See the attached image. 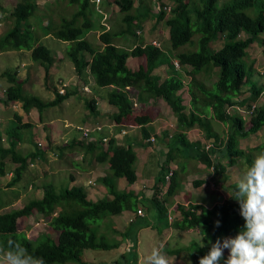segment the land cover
<instances>
[{
  "label": "trees",
  "instance_id": "trees-1",
  "mask_svg": "<svg viewBox=\"0 0 264 264\" xmlns=\"http://www.w3.org/2000/svg\"><path fill=\"white\" fill-rule=\"evenodd\" d=\"M166 1L169 3L166 4ZM166 1L156 0L158 13L156 16L157 19H162L168 11L165 24L169 29L168 40L173 52L171 54L152 43L143 46L136 44L131 49L117 46L113 41L116 34L109 30L99 34L103 46L100 48L94 46L85 37L87 32L95 29L87 11L89 0H69L70 3L78 4V11L70 17H63L57 27L53 28L48 23L44 26V33H50L55 38L70 43L67 56L76 72L80 73L87 67L97 86L112 87L107 93V102L117 108V112L112 116L117 123L131 112L132 101L128 97L126 87L136 89L139 100H142L143 94L150 97L160 96L165 100L177 117V131L170 139L167 160L171 157L175 159L179 154L185 159L191 158L206 165L211 164L210 154L215 150L206 151L200 141L193 142L186 138V131L189 128L199 126L205 131V138L214 137L219 140V135L212 132L207 118L210 107L215 119L229 125L224 146L219 151H222L223 156L231 158L230 164L233 165L240 158L245 160L248 166L253 160L249 152L255 150L264 152V143L243 150L239 146V140L264 127V104L256 106L254 115L249 118V126H246V120L236 111L228 114L226 107L235 104L247 107L251 102L257 101L263 92L262 82L259 85L253 77L256 71L257 74H264L254 66V59L247 53V48L251 43L257 42L264 54V0ZM141 2L140 0V4ZM115 3L123 13L122 20L126 32L134 34L137 18L132 13L133 0H115ZM35 8V3L30 1L20 2L15 6L12 11L14 25L0 37V49L30 50L31 59L44 66L46 77L54 60L52 52L42 43L34 45L30 30L25 26ZM138 11L141 13V9ZM149 14H153L151 7L145 9L142 17L146 18ZM219 40H222V45L213 48L212 45ZM86 55L89 57L86 58ZM129 56H144L145 66H140L137 70L130 69L127 65ZM172 56L176 61L171 62ZM175 62L179 66L189 67L191 107L188 112H185L183 99L178 93L183 83ZM162 64H167L172 72L160 81V77L153 74V70ZM3 74L8 75L10 84L4 89L2 102H21L25 111L33 107L41 111L43 108L58 104L71 94L68 91L60 94L55 89L53 100L42 101L37 96L25 92L23 82L15 78L14 70H5ZM212 76H214L212 84L206 85L201 80V77ZM243 88H248L250 95L245 100L237 101L234 97L241 94ZM85 104L91 114L97 113L93 99H86ZM141 119L138 118L139 122L143 123ZM25 126L27 125L12 127L9 133L18 134L15 128ZM141 129L143 137L148 138L149 132L146 128ZM99 141L88 144V148L98 151L97 158L100 161L109 163L110 173L99 178V182L112 195V199L91 201L87 199L82 186L74 185L56 192L52 185H48L44 188L41 199L29 200L19 209L0 213V249L6 251L8 241L12 240L25 247L35 258L36 264H90L82 258L84 250L117 247V244H109L105 240L106 235L97 234L93 224L106 216L118 215L126 209H135L136 197L133 190H119L116 179L124 177L128 184L136 180L137 156L131 145L118 144L114 137L109 138L106 149ZM109 152H112V155H109ZM8 154L14 162H18L11 182L13 184L21 178L28 157L18 155L13 142H10L6 149L0 146V175L5 174L1 159ZM164 182V176L157 178L149 200V207L156 212L155 223L152 225L144 221L143 226L150 225L158 233L168 231L170 227L195 229L202 239V243L193 241L184 248L165 249L168 253H178L185 249L188 251L191 264H199L200 257L208 253L217 239L222 241L225 237H234L241 230L244 219L240 214L238 201L232 198L216 202L210 208L201 204L187 206L178 204L180 216L169 223L165 202L157 195L159 187L165 186ZM178 184L179 179L174 173L166 187L165 197L174 195ZM34 210L48 218L50 227L57 231L55 240L44 233L38 234L32 240L25 233L17 231V219L29 216ZM138 219L133 224H137ZM161 219H164L162 225ZM217 220L220 221L218 227L215 224ZM128 231L130 230L124 233L125 237L130 235ZM224 255L227 257L225 252ZM134 256L133 253L129 260L133 261Z\"/></svg>",
  "mask_w": 264,
  "mask_h": 264
},
{
  "label": "crops",
  "instance_id": "crops-1",
  "mask_svg": "<svg viewBox=\"0 0 264 264\" xmlns=\"http://www.w3.org/2000/svg\"><path fill=\"white\" fill-rule=\"evenodd\" d=\"M24 1L28 0H0V37L13 27L14 19L12 11L18 3ZM141 1L140 4V0H133L132 13H134L137 18V26L134 25V34H129L126 32V27L122 20L123 13L119 11V7L116 5L115 0H89L87 11L95 29L93 28L86 33V39L92 43V38L94 41L93 45L100 48L103 44L99 40V34L104 30H109L116 34L113 41L117 46L131 49L136 44L143 46L147 43L153 44L154 42L155 46L162 48L168 54L173 53L168 40L169 29L165 24L168 11L165 17L157 19L156 0ZM33 2L36 5L34 12L36 15L41 16V20L43 18L44 21L42 20L40 27H35L28 23L29 27L27 28L30 30L34 45L42 43V41L48 44L53 41L51 39H53L54 36L50 33H44V26L49 23V18L43 16L42 12L45 10L46 6H51L54 12L55 27H57L63 18L61 12L67 8V2H69V0H34ZM165 3L167 4L169 2L166 1ZM10 4H12V6H9ZM148 7L149 9L151 7V13L153 14H149V16L143 18L142 14ZM139 9H141V13H139ZM77 11L78 8L71 15L75 14ZM219 42V44L218 41L215 42L212 45L213 48L220 47L222 45V40H219ZM69 44L68 41L57 39L54 42L56 49H51L49 45H46L51 50L54 58L52 64L49 66L48 75L46 76L48 79L47 81L50 82L49 86H39L41 82L39 83L38 81L35 83L33 90L30 89V92L27 91L26 84L33 78L32 75L35 73L34 71H36V73L38 72L41 80L44 81V66L31 59L30 50L28 49H0V57L3 55L9 57L8 55L17 53L20 54V58H26L25 60H20V67L15 65L14 68L15 78L23 82V88L26 93L28 92L35 95L42 101H51L54 99L55 94L53 86H55V89L60 94L67 91L71 93L68 97L54 106L43 108L41 111L35 107L31 108L29 111H25L21 106V102H2L4 89L10 82L8 80V75L3 74V71L0 72V106L2 105V110L0 109V146L6 149L9 147L10 142H13L15 152L18 155L28 157L27 166L23 170L21 178L13 184H10V182L13 180V175L15 176L14 169L18 166V162H14L10 158V154L2 158L1 161L3 162L5 174L0 175V181H5L0 183H8L7 186L11 188V191H15L16 196L14 198H16L17 201L23 199L24 196H27V202L32 199H41L44 194V188L48 185H52L56 192H60L74 185L82 186L86 192L87 199L91 201H97L102 198L112 199V195H110L105 186L99 182V178L110 173L109 163L108 161H100L97 158L98 151L90 150L88 144L97 143V141L100 140V144L106 149L109 138L114 137L118 144L125 146L131 145L137 156L135 161L136 180L132 184H128L126 181L127 184L121 187L119 184L121 178L124 177H119L116 179V185L119 190H133L136 197L135 209H126L118 215L106 216L99 220V223L93 224L97 230V234L106 235L105 240L109 244H117V247L111 249H89L109 251L110 254L115 253L116 260L107 262L105 258L108 257V255L99 257L93 255L96 261L86 260V262L90 264H139L141 261H144V257L149 254L156 245L163 246L162 250L167 249V241L171 236V232L165 231L158 233L156 230H153L150 225L143 226V222L148 221L152 225L155 223L156 212L153 208L149 207V200L154 192L157 178L163 177L169 168L173 169V174L176 173L179 179L177 191L174 195L167 198L165 197L167 186L161 185L157 194L158 197L165 202L169 223L172 222L171 219L169 220V218L172 217L171 212H174V215H176V212L178 213V204L182 206H187L188 204H201L208 208L211 207V205L207 206L206 204L217 197V195L214 194L217 192H215L214 187H212L213 183L210 181H216L217 184H222L225 179L228 182V187L233 191L236 185V181L233 179L234 169L238 166L237 163L239 162L237 160L233 165L230 164L229 161H231V158L223 156L222 151H219V149H222L224 146L223 144L226 139V134L229 131V125L226 122L215 119L209 107L207 118L210 121L212 132L219 135V140H216L214 137L205 138V131L199 126L189 128L186 131V138L193 142L200 141L204 149L209 141L220 144L218 149L212 148L215 152L210 154L211 164L206 165L201 161L191 158L185 159L179 154L176 155L175 159L171 157L167 160L169 157L170 139L173 133L177 131V117L165 100L160 96L150 97L146 94H143L142 100H139L137 90L132 87H126L128 97L132 101L131 112L123 117L121 122L117 123L112 118L113 114L117 112V108L107 102V93L112 87L97 86L87 67L80 73L76 72L72 61L67 56ZM247 53L254 59V66L256 69L258 68V70H260V66L264 68V64H261L264 61V59L262 61L264 54L261 52V46H259L257 42L249 45ZM88 57L89 56L86 55V58ZM174 61H176V59L172 56L171 62ZM145 63L146 59L144 56H129L127 58V65L132 70H137L140 66H145ZM175 67L183 83L178 93L183 99L182 103L185 105V112H188L191 107V96L189 94V82L191 77L188 73L189 67L179 66L178 63ZM214 71H216V69ZM171 72L172 69L168 67L167 64H162L153 70V74L159 76L160 81L167 78ZM253 79L261 85V80L264 79V75L257 74L256 71ZM201 80L206 85H209L214 82V76H212V78L201 77ZM243 89V92L234 97V99L242 101L250 95L248 88ZM60 90L63 92H60ZM86 99L94 100L97 112L95 115L91 114L87 109L85 104ZM133 101L137 102L136 107L133 106ZM256 102L257 105L264 104V92H262ZM235 105L245 107V105L242 104ZM231 106L233 105L226 107V112L227 108ZM55 107H58V109L50 110ZM238 114L240 115V113ZM133 115H135V123H128L129 117H133ZM138 118H142L141 121L143 123H140ZM18 119L20 122H18ZM104 120H109L110 122L105 123ZM4 121H6L5 126ZM79 121L82 124L77 123ZM22 124H26L27 126L15 128L18 134L13 132L12 134L9 133L11 130L10 128ZM95 126H100V131H92L90 133V138L83 136L81 128H93ZM129 127L134 128L128 129ZM142 127L146 128L149 132L148 138L143 137ZM22 128L30 129V135L23 133ZM262 132L264 133V130ZM263 133L258 134L261 137L264 135ZM252 135L253 133L240 138V148L248 150L254 147V144H249ZM103 139L106 140L104 141ZM147 142L150 143L147 144ZM244 145H248L249 147H243ZM215 153L216 156H214ZM109 155H112V152H109ZM239 160L243 159L239 158ZM221 161L223 162V167L221 166ZM180 163L184 165L181 166ZM101 166L103 167L102 171ZM242 168L244 169L245 166L243 167L242 165ZM106 169L108 170L107 173L104 172ZM62 170L64 172L63 174L61 173ZM209 170H212V172L209 173ZM216 170L218 172H216ZM192 175L194 181L192 184L195 187H192V184L189 185V183L183 180V178ZM65 178H68V182L63 189L59 190L57 188L58 183ZM21 182L25 184V188H27L28 184L29 188L27 192L24 191L25 193L22 191L24 188H21ZM1 188L5 189L0 186V190ZM213 204H215V202ZM8 205L13 206L14 203H12L11 199H6L3 195L0 196V208L2 209ZM21 207L22 206L13 207L12 209H19ZM137 209H141L143 215H138L136 213ZM27 217L28 216L19 217L17 219V225L19 220L23 218L26 219ZM122 219L126 223L123 229L120 230L115 222L117 220L121 221ZM137 219V224H133ZM126 230H130L128 231L130 232L128 237L124 236ZM195 231L198 233L197 230ZM153 232L156 233L157 238H155ZM26 236L30 238L29 235ZM133 253L135 254L134 260L130 261L129 259ZM97 260L99 261L97 262ZM169 260L172 261V258ZM185 263L191 264V260Z\"/></svg>",
  "mask_w": 264,
  "mask_h": 264
},
{
  "label": "rangeland",
  "instance_id": "rangeland-1",
  "mask_svg": "<svg viewBox=\"0 0 264 264\" xmlns=\"http://www.w3.org/2000/svg\"><path fill=\"white\" fill-rule=\"evenodd\" d=\"M28 1L33 2L34 0H28ZM9 6H12V4H10ZM77 8H78V4L67 2V8L64 11L61 12L62 13V17H70L71 14ZM42 14H43V16H47L49 18V24L51 25V27L54 28L55 27V23H54L55 20H54L53 8L51 6H46L45 10L42 12ZM42 20L44 21L43 18H42ZM42 20H41V16H38V15H36L35 12H33V14L25 22V26L29 27L28 23H30L31 25H34L35 27H40V24H41ZM243 34L244 33H242V35ZM51 40H53V41L48 43V44H46V42H43V41H42V43L45 44V45H49L51 49H56V46L54 45V42L57 39L53 37V39H51ZM91 41H92V44H93L94 41L92 40V38H91ZM219 43L220 42H218V44ZM261 52H263V51L261 50ZM8 56L11 57V58L7 57V55H3V56L0 57V72L4 71V70L12 71V70H14L15 65H18V66L20 65V60L22 61L23 59L24 60L26 59V58H20V54H17V53H13L12 55H8ZM263 59L264 58H262V61H263ZM130 64H131V62H130ZM261 64H264V61ZM260 67H261V69L259 71H263L264 72V68H262L263 66H260ZM34 72L35 73H33V75H32L33 78H31L30 79L31 81L28 84H26L27 91H29V92L31 90H33V88L35 86V83H37L38 81H39V83L41 82L39 84V86H49V83H50L49 81H47L48 80L47 77L44 76V81H42L41 77L39 76V73L38 72L36 73V71H34ZM261 81L264 84V79L261 80ZM53 90H55V86H53ZM3 94H4V92H3ZM1 106H0V109L2 110ZM54 109L56 110V109H58V107L52 108L50 110H54ZM134 116L135 115H133V117H129V122L128 123H135ZM109 120H104V122L105 123H109L110 122ZM74 123H75V121H74ZM77 123L82 124L80 121L77 122ZM5 125H6V121H4V126ZM246 125L249 126L248 122H247ZM133 128L129 127L128 129H133ZM263 130H264V127H262L260 130H258V132L253 133L252 138L249 141V144H254V146H256L260 142L264 143V135L261 136V137L259 135V134L263 133L262 132ZM22 132L27 134V135H30L31 130L28 129V128H22ZM243 147H249V146L248 145H244ZM249 153L252 154V158L254 159L255 156L260 154V153H262V151L258 152V150L257 151L255 150V151L249 152ZM238 162H239V163H237L238 166H236L238 168L235 167L234 174H233V179L235 181L242 174V170H243L242 165H243V167L245 166V168H246V165H247L245 160L243 162V160H239L238 159ZM220 163H221V166H222L223 162L221 161ZM240 163H241V165H240ZM102 168L103 167L101 166V171H102ZM224 168H225V165H224ZM107 171L108 170L106 169L104 172L107 173ZM211 172H212V170H209V173H211ZM216 172H218V171L216 170ZM61 173L62 174L64 173L63 170L61 171ZM192 178H193V175L190 176V177L187 176L186 178H183V180L186 183H189V185H191L194 182ZM197 180H199V179H197ZM2 181H5V180H2ZM2 181H0V182H2ZM11 182H10V184H11ZM23 182H25V181H23ZM23 182H21L20 185H21L22 189L24 188L22 191H23V193H25V192L28 191L29 187H28V184H27V188H25V184ZM67 182H68V178L63 179L61 182L59 181L57 188L59 190L63 189L66 186ZM210 182L213 183L212 187H214L215 192H217V193H214L215 195H217V197H215L210 202H207V204H206L207 206H210V205L212 206V204L214 202L216 203V202L223 201L225 199H229L228 192L231 193L232 190H230V188L228 187V185H227L228 182L225 179L223 180L222 184H217L216 181H214V182L210 181ZM126 184H127L126 180L124 178H121V181H120L119 185L121 187H124ZM208 184H209V182H208ZM7 185H8V183L5 184L4 182L0 185L1 187L5 188V189L1 188L0 196L3 195L6 199H11L12 203H14V205L13 206L12 205H8V206H6V207H4L2 209L0 208V213L7 212L10 209L13 210L12 209L13 207L23 206L27 202L26 201L27 196H24L23 199H20L19 201H17V199L14 198L16 196L15 191L12 192L11 188H9ZM192 187H195V186L192 184ZM173 213L174 212H171V214H172L171 215L172 216L171 217L172 222L174 221L175 218L180 216L179 211H178V213L176 212V215H174ZM47 219L48 218L43 217L42 214H40V213H38L36 211H33L26 219L23 218V219L18 221L17 231L18 232H23L26 235H29L30 239H32V240L34 238H36L38 236V234H41V233L47 234L51 239L55 240L57 238V231H55L54 229H52L50 227V225L47 222ZM97 222L99 223V220ZM163 222H164V219H161V225L163 224ZM115 223L118 226V228L120 230H122L123 227H124V224L126 222H124V220L122 219L121 221L117 220ZM153 230H155V229H153ZM168 231L171 232V236L168 238V241H167V250L177 249V248H184L186 246H189L193 241L198 242V243H202L201 236L199 235V233H196L195 230H189V229L188 230L187 229L183 230V229H177V228H172L171 227L170 229H168ZM154 235H155V238H157L156 233H154ZM155 243H156V240H155ZM155 247H159V245L158 246L156 245ZM167 250L163 249V252L166 254L168 259L172 258V261L169 260L170 264H186L185 262L190 260L189 257H188V252L185 249H181L178 253H168ZM224 252L228 255L229 250L225 249ZM2 255H3V251H0V257H2ZM93 255H95L97 257L102 256V255H104V256L108 255V257L105 258L107 260V262H112V260H116L115 253L110 254L109 251H103V250H84L83 253H82V258H84L85 260H94V261H96V259H95V257H93ZM98 261L99 260H97V262ZM0 264H4L2 259H0ZM139 264H144V261H141Z\"/></svg>",
  "mask_w": 264,
  "mask_h": 264
},
{
  "label": "clouds",
  "instance_id": "clouds-1",
  "mask_svg": "<svg viewBox=\"0 0 264 264\" xmlns=\"http://www.w3.org/2000/svg\"><path fill=\"white\" fill-rule=\"evenodd\" d=\"M228 196L238 201L244 224L236 236L225 237L223 241L217 239L208 253L200 257L199 264H221V261L223 264H264V152L243 169ZM215 224L218 227L220 221ZM162 247L153 248L144 257V264H170ZM225 249L229 250L227 257ZM0 259L4 264H36L27 249L12 240L8 241Z\"/></svg>",
  "mask_w": 264,
  "mask_h": 264
},
{
  "label": "built area",
  "instance_id": "built-area-1",
  "mask_svg": "<svg viewBox=\"0 0 264 264\" xmlns=\"http://www.w3.org/2000/svg\"><path fill=\"white\" fill-rule=\"evenodd\" d=\"M98 1V0H96ZM169 9V7H167V10ZM154 44V42H153ZM176 65H177V62H175ZM260 73L264 74L263 71H259ZM262 86H263V92H264V84L262 83ZM60 92H63L60 90ZM133 106L136 107L137 106V102L136 101H133ZM257 106V102L256 101H253L249 104V106L247 107H243V106H238V105H233L229 108H227V112L228 113H232V112H237V113H240V115L247 121L249 122V118H251V116L254 115V112H255V108ZM101 127L100 126H95L93 128H89V127H83L81 128L82 130V133H83V136L86 137V138H90V133L94 130L96 131H100ZM104 140V139H103ZM106 140V139H105ZM104 140V141H105ZM219 145L220 144H215L213 141H209L206 146H205V149L206 150H210L212 148H215V149H218L219 148ZM214 156H216V153L214 154ZM173 174V169L172 168H169L167 170V172H165L164 174V185L167 186L168 185V182L170 181V177L172 176ZM136 213L138 215H143V212L141 209H137Z\"/></svg>",
  "mask_w": 264,
  "mask_h": 264
}]
</instances>
